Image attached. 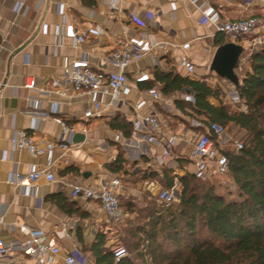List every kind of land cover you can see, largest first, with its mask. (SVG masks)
Returning a JSON list of instances; mask_svg holds the SVG:
<instances>
[{"label": "crops", "instance_id": "obj_1", "mask_svg": "<svg viewBox=\"0 0 264 264\" xmlns=\"http://www.w3.org/2000/svg\"><path fill=\"white\" fill-rule=\"evenodd\" d=\"M204 1L0 0V238L12 246L13 255L24 253L27 236L22 225L41 228L51 236L67 228L69 236L58 238L67 250L79 246L84 251L85 245L92 247L101 236L107 241L115 237L117 227L108 221L100 202L73 197V184L90 185L98 178L117 176L123 184V201L131 198L139 204L135 199L137 192L157 199V190L162 184L160 176L166 168L157 162L162 147L156 148L149 142L140 146L117 142L118 133L125 134V130L111 123L118 118V122L128 123L131 130L134 115L157 111L163 117L167 133L185 132L190 139L196 131L191 120L207 119L205 114L194 110L192 102L184 100V94L192 92L189 88L164 92V84L156 78L157 69L205 82L220 90L221 99L230 103L233 83L211 68L217 48L233 41L244 47L237 70L240 83L250 67V55L258 48H248L251 42L247 38L233 40L217 32L213 24L200 23ZM219 9L222 20L246 17L254 12L264 14L259 4H253L249 10L237 3L223 4ZM147 10L155 13V20L148 27H141L133 21L131 13L144 16ZM57 26H60L59 33ZM95 26L104 29L105 34L90 35L81 43L75 42L74 30L82 33ZM148 34L152 35V46L142 59L126 67L132 91L119 95L115 107L104 104L102 112L86 120L84 112L94 107L91 94L62 93L64 67L86 55L92 68L115 71L109 59L113 51L129 40L141 41ZM221 39L224 42H217ZM185 43H190L189 49H184ZM142 45L149 48L148 43ZM185 58L195 64L194 74L184 66ZM141 72L148 73L149 79L138 81ZM31 79L37 81L32 89L25 86ZM152 88L160 92V99L153 98L149 92ZM36 99L41 101L37 108ZM109 100L110 96H105L104 101ZM210 102L220 103L215 97ZM134 105H139L138 109ZM241 108L245 109L242 103ZM63 120L75 126V136L82 137L74 141V136L68 150L56 148L51 160L46 152L32 155L12 143L19 129L28 130L39 146L43 140L66 138L69 131L63 127ZM188 149L185 146L173 150L174 157L183 161L176 175L195 169L186 155ZM120 151L126 162L123 170L115 172L110 165ZM50 162L55 182L41 177L34 192H28L17 182V174L27 177L32 167L47 168ZM74 222L76 226H72ZM6 261L0 258V264Z\"/></svg>", "mask_w": 264, "mask_h": 264}, {"label": "trees", "instance_id": "obj_2", "mask_svg": "<svg viewBox=\"0 0 264 264\" xmlns=\"http://www.w3.org/2000/svg\"><path fill=\"white\" fill-rule=\"evenodd\" d=\"M249 63L237 86L244 110L225 103L222 92L205 82L161 69L155 72L157 80L164 84V92L189 88L195 96L193 108L197 113L248 132L242 149L225 150L228 175L238 188L239 198L229 200L214 182L191 172L176 175L166 167L160 176L162 185L172 187L177 177L180 201L165 206L152 197L140 207L131 198L121 199L126 212L144 217L145 221L128 222L129 237L124 238L128 254L119 259L114 249L106 247L105 236L92 247L85 245L91 264H264V47L252 52ZM211 97L220 103H211ZM111 124L130 135L128 123L115 118ZM125 162L120 151L110 168L120 172ZM79 238L84 242L82 234Z\"/></svg>", "mask_w": 264, "mask_h": 264}, {"label": "built area", "instance_id": "obj_3", "mask_svg": "<svg viewBox=\"0 0 264 264\" xmlns=\"http://www.w3.org/2000/svg\"><path fill=\"white\" fill-rule=\"evenodd\" d=\"M264 3V0H205L202 7L200 23H211L215 26L216 31L223 33L233 40L247 38L250 40L252 49H261L264 47V14L254 12L246 17H240L232 20H222L219 6L223 4L237 5L245 10L252 8L253 4ZM21 3H19V6ZM175 6V5H174ZM62 6L61 10L63 12ZM131 17L141 27H148L155 20V13L147 10L144 16L131 13ZM73 30V29H72ZM60 26H57L59 33ZM105 30L101 27H90L87 31L78 33L73 31L75 42L81 43L87 36H102ZM152 35L148 34L141 41L129 40L123 45L116 48L110 56L111 65L116 68L115 71H104L94 69L90 66L89 59L86 55L79 60L72 61L64 67V77L62 83V93L69 91L77 93H90L93 102V109L84 112V118L88 120L102 112V107L106 104L109 107H115L119 95H127L132 91L131 82L126 75V67L143 58L146 51L153 44ZM148 43L149 48H145L142 43ZM235 42V41H233ZM155 44V43H154ZM190 43L183 45L184 49L190 48ZM1 62V59H0ZM183 64L190 74L196 72L195 64L188 58L183 59ZM149 79L148 73H140L138 81ZM27 88L37 86L36 79H31L25 85ZM154 99H160L161 94L156 88L149 90ZM105 96H110V100L105 102ZM184 100L195 103L194 93H185ZM40 100L34 101L35 108L40 104ZM229 102L236 109L241 108L242 98L237 86L232 84L229 91ZM138 109L139 105H134ZM191 124L196 128L195 134L189 139L185 132L167 133L163 117L157 111L147 114H137L131 119V134L126 136L119 132L116 141L124 145L140 146L143 142H149L156 148L162 147L161 154L157 157L159 165L168 167L177 173L181 168L180 161L174 157L173 150L188 146L186 153L188 159L194 164L195 169L191 172L198 178H206L214 173L218 175H228L229 165L228 156L225 150L231 143L235 150L244 147V142L239 140H229V127L224 126L216 121L209 119L193 118ZM63 127L69 131L68 137H61L59 140H43V145L39 146L34 137L26 129H19L12 138V143L16 147L27 149L32 155L46 152L51 160L53 151L56 148L68 150L73 144V137L76 134L74 125L67 121H62ZM86 130V128L84 127ZM230 142V143H228ZM49 167L39 169L32 167L27 177L21 174L16 175L18 183L22 184L28 192L36 190V183L41 177H45L50 182H55L56 177ZM71 194L73 197L82 199H92L99 201L102 209L107 215L108 221L115 227H119L125 222L126 211L121 202V190L123 189L122 181L119 177L113 176L109 179L98 178L94 184H73ZM180 181L175 178V184L172 187L159 185L157 190V201L165 206H170L180 201ZM74 222L72 226H76ZM27 239L25 242L24 253L22 256L13 255V248L4 238H0V258L7 261L3 264H91L86 253L79 246H74L67 250L58 242V238L69 236L67 228L61 229L56 236H51L41 228H32L27 225L21 226ZM64 234V235H62ZM114 240L106 242V247L114 249L117 259L128 254L127 249L122 245H113Z\"/></svg>", "mask_w": 264, "mask_h": 264}, {"label": "rangeland", "instance_id": "obj_4", "mask_svg": "<svg viewBox=\"0 0 264 264\" xmlns=\"http://www.w3.org/2000/svg\"><path fill=\"white\" fill-rule=\"evenodd\" d=\"M259 7L264 8V3L262 2ZM248 48H251L250 44L248 45ZM245 54L247 52H244ZM243 62H246V60H243ZM234 106V105H233ZM235 109V106H234ZM229 140H239L245 143V141L248 140L249 134L246 130L239 128L237 126H229ZM230 143V142H228ZM229 149H234L233 144H229L228 145ZM208 181H212L216 184L217 186V190L224 194L227 199L231 200V199H238L239 198V191L237 186L235 185L233 179L229 176V175H218L216 173L207 176L206 178H204ZM138 193V192H137ZM135 193V199H137L139 202L138 205H145V203H147V201L152 200L153 198L148 197L147 195L144 194H137ZM137 214L133 213V212H126V219L125 222L123 224H121L119 227L116 228V232L115 233V237H110L109 240H114V244L113 245H123L126 247L125 245V241L124 238H126L128 236L127 234V230L129 228L128 226V222L129 221H136V223H142L145 221L144 217H136ZM129 237V236H128ZM128 248V247H127ZM129 249V248H128ZM87 255V254H86ZM88 257V256H87ZM238 264H243V263H238Z\"/></svg>", "mask_w": 264, "mask_h": 264}, {"label": "water", "instance_id": "obj_5", "mask_svg": "<svg viewBox=\"0 0 264 264\" xmlns=\"http://www.w3.org/2000/svg\"><path fill=\"white\" fill-rule=\"evenodd\" d=\"M30 38L22 46L17 49L21 51L31 40ZM244 47L236 42H227L220 45L214 55L211 68L222 77L227 78L231 83L238 86L240 78L238 75L239 60L243 53ZM82 135H76L74 141H77Z\"/></svg>", "mask_w": 264, "mask_h": 264}]
</instances>
